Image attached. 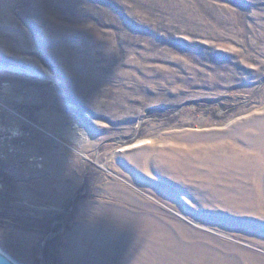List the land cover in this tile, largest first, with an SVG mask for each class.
<instances>
[{"label": "rangeland", "instance_id": "374dc122", "mask_svg": "<svg viewBox=\"0 0 264 264\" xmlns=\"http://www.w3.org/2000/svg\"><path fill=\"white\" fill-rule=\"evenodd\" d=\"M263 110L264 0H0V249L129 264L114 250L135 231L103 257L76 237L103 205L162 222L173 247L134 264H264L262 171L229 186L243 207L159 153Z\"/></svg>", "mask_w": 264, "mask_h": 264}, {"label": "bare ground", "instance_id": "6f19581e", "mask_svg": "<svg viewBox=\"0 0 264 264\" xmlns=\"http://www.w3.org/2000/svg\"><path fill=\"white\" fill-rule=\"evenodd\" d=\"M159 153L163 159H160V164L166 163V170L171 169L176 174L184 175L193 182H200L209 199L223 201L225 198L236 205L241 204L243 207H249L250 204L244 203L247 201L245 194L232 195L229 186L231 185L235 190L239 188V185L248 184L259 170L264 175V165L262 164L264 161V110L257 111L245 123L232 130L213 132L208 140L187 142L185 146L174 143L161 149ZM217 185L223 186L225 190L223 191V188ZM216 192L218 193L215 194ZM221 192H227L230 197L223 196ZM142 209L146 208L142 207ZM145 215L151 214L143 215L139 208L126 210L120 206L102 205L99 207L98 205L96 210H92L88 214L87 226L76 237L81 243L83 242V245L92 244L91 252L95 256H112L111 252L106 251L112 248L111 240L124 235V232L128 231L129 234L133 230L136 237H129L124 244L116 243L117 249L114 248V252L117 254L113 258L116 260L118 258L121 262L127 260L125 262L134 264L136 260L140 259L137 257V253H140L144 255L143 257L147 256L148 259L152 258L153 260L157 253L156 250L167 248L171 241L162 237L164 230L162 222L157 221L154 216L152 218ZM145 219L149 220V227ZM165 239L168 240L167 243ZM170 247H173L172 242ZM72 248L77 250V247ZM76 257V261L72 257L70 261L73 264H82L79 261V256L75 254ZM165 257L167 254L160 255V259ZM154 260L153 262H155Z\"/></svg>", "mask_w": 264, "mask_h": 264}, {"label": "water", "instance_id": "95a60500", "mask_svg": "<svg viewBox=\"0 0 264 264\" xmlns=\"http://www.w3.org/2000/svg\"><path fill=\"white\" fill-rule=\"evenodd\" d=\"M0 264H19L0 249Z\"/></svg>", "mask_w": 264, "mask_h": 264}]
</instances>
